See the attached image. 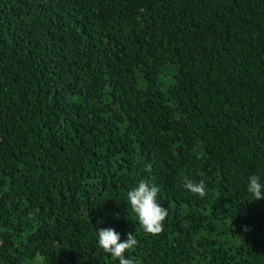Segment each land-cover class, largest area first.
Listing matches in <instances>:
<instances>
[{
    "label": "trees",
    "instance_id": "1",
    "mask_svg": "<svg viewBox=\"0 0 264 264\" xmlns=\"http://www.w3.org/2000/svg\"><path fill=\"white\" fill-rule=\"evenodd\" d=\"M253 174L264 0H0V264H119L101 228L133 233V264H264ZM141 180L156 235L126 202Z\"/></svg>",
    "mask_w": 264,
    "mask_h": 264
},
{
    "label": "clouds",
    "instance_id": "2",
    "mask_svg": "<svg viewBox=\"0 0 264 264\" xmlns=\"http://www.w3.org/2000/svg\"><path fill=\"white\" fill-rule=\"evenodd\" d=\"M148 167L150 168V165ZM184 187L191 193L199 196L205 195L203 180L194 183L186 179ZM158 192V186L143 180L127 192L126 202L128 206L130 205L138 223L146 234L156 235L160 233L167 216L166 208L157 202ZM246 192L250 194L252 200L264 199V182H261L258 175L248 176ZM97 243L104 252L118 258L119 264H133L132 260L124 255L126 251L133 249L137 244L133 233H128L126 239L121 240L120 234L115 229L101 228L97 230Z\"/></svg>",
    "mask_w": 264,
    "mask_h": 264
}]
</instances>
